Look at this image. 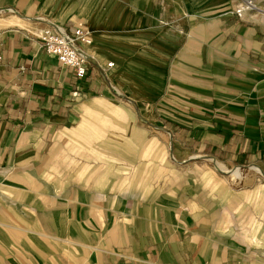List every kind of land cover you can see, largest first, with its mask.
I'll list each match as a JSON object with an SVG mask.
<instances>
[{"label":"crops","instance_id":"0c3cea01","mask_svg":"<svg viewBox=\"0 0 264 264\" xmlns=\"http://www.w3.org/2000/svg\"><path fill=\"white\" fill-rule=\"evenodd\" d=\"M226 2L0 0V264H264V17ZM78 25L82 78L39 38Z\"/></svg>","mask_w":264,"mask_h":264},{"label":"built area","instance_id":"2783aa9c","mask_svg":"<svg viewBox=\"0 0 264 264\" xmlns=\"http://www.w3.org/2000/svg\"><path fill=\"white\" fill-rule=\"evenodd\" d=\"M39 38L44 51L53 55L58 63L68 68L75 77L82 78L86 74L89 59L79 44L88 45L91 38L80 25L71 33L62 28H45Z\"/></svg>","mask_w":264,"mask_h":264},{"label":"rangeland","instance_id":"374dc122","mask_svg":"<svg viewBox=\"0 0 264 264\" xmlns=\"http://www.w3.org/2000/svg\"><path fill=\"white\" fill-rule=\"evenodd\" d=\"M208 1V0H206ZM205 2V1H204ZM248 4H253L254 6H256V8L249 10L248 14L243 13L242 11H239V5H242L243 7L248 5ZM224 7V5L222 7H220L221 9ZM224 9L227 12H232V11H237L239 13H243V15H246L248 17H264V0H227L226 4H225ZM233 182L235 183L234 187L229 186L226 182L224 183V186L226 187H230V189L233 192H239L241 190H247V189H252V186L249 185L247 186L246 184L244 185L242 182H239V179H236L234 176L230 175ZM241 177V176H240ZM259 177V176H258ZM222 179H225L224 177L221 176ZM261 178V177H260ZM261 183V181H259ZM263 183V182H262ZM264 186V184H262ZM245 257L251 261V257L248 254H244Z\"/></svg>","mask_w":264,"mask_h":264},{"label":"bare ground","instance_id":"6f19581e","mask_svg":"<svg viewBox=\"0 0 264 264\" xmlns=\"http://www.w3.org/2000/svg\"><path fill=\"white\" fill-rule=\"evenodd\" d=\"M256 8V6H254L253 4H248L245 8V6L243 7L242 5H239V11H242L243 13L248 14L249 10H252Z\"/></svg>","mask_w":264,"mask_h":264}]
</instances>
